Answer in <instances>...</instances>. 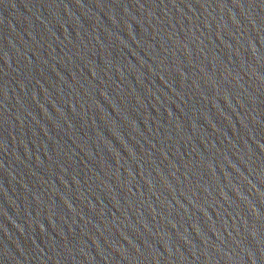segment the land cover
<instances>
[{"label":"water","instance_id":"obj_1","mask_svg":"<svg viewBox=\"0 0 264 264\" xmlns=\"http://www.w3.org/2000/svg\"><path fill=\"white\" fill-rule=\"evenodd\" d=\"M0 264H264V0H0Z\"/></svg>","mask_w":264,"mask_h":264}]
</instances>
